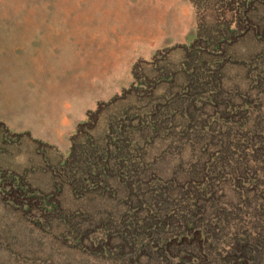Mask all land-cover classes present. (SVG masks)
I'll return each mask as SVG.
<instances>
[{
	"label": "rangeland",
	"instance_id": "rangeland-1",
	"mask_svg": "<svg viewBox=\"0 0 264 264\" xmlns=\"http://www.w3.org/2000/svg\"><path fill=\"white\" fill-rule=\"evenodd\" d=\"M132 2L0 0V264H264V0H190L194 37L164 47ZM31 51L84 116L65 149L13 131L35 123Z\"/></svg>",
	"mask_w": 264,
	"mask_h": 264
},
{
	"label": "crops",
	"instance_id": "crops-1",
	"mask_svg": "<svg viewBox=\"0 0 264 264\" xmlns=\"http://www.w3.org/2000/svg\"><path fill=\"white\" fill-rule=\"evenodd\" d=\"M121 11L129 10L130 17L133 18L130 29L131 33L137 31L144 33L146 39H160L155 46H171L176 43H185L191 40L195 35V12L190 0H133ZM135 3V4H134ZM172 33V34H171ZM137 37V36H136ZM28 42L21 41V49L26 47L30 49ZM2 48V44L0 49ZM34 50V49H33ZM26 56L29 61V68L33 69L32 83L37 85L33 94L21 97V110H33L31 117L35 123L21 122V130L15 132H29L35 138L45 140L50 143H56L60 146L62 143L67 145L66 137L73 133L77 125L83 121L84 116L81 113L72 111L73 106L70 103L59 102L57 97H47V93L52 91L51 71H45L46 79L43 81L41 75V56L36 52H28ZM48 66V65H46ZM43 89L45 94H40L35 89ZM46 89V90H45ZM60 104V105H59ZM72 109V110H71ZM39 121V123H38ZM61 128V130H58ZM63 142H61V137ZM65 139V140H64ZM62 149L66 147L60 146Z\"/></svg>",
	"mask_w": 264,
	"mask_h": 264
},
{
	"label": "trees",
	"instance_id": "trees-1",
	"mask_svg": "<svg viewBox=\"0 0 264 264\" xmlns=\"http://www.w3.org/2000/svg\"><path fill=\"white\" fill-rule=\"evenodd\" d=\"M193 109H195V105H193ZM190 110L191 109H190V106H189L184 111H186L185 112L186 118L191 120V119H194L195 117H194L193 112L190 111ZM196 143H199V142L197 140H195V144ZM120 151L126 157H129V158L131 157L129 150L123 151L120 148ZM109 152L108 151L103 152L102 150L100 151V150H97V149H94V150L92 149L91 151H88V154H85V156H84V155H80L78 153H75V149L73 147L72 153H71L70 157L67 159L66 162L69 165L70 164L73 165V166H77L78 165L76 167V172H80V170H82L83 173L85 171V172L91 174L92 168H94L95 166H97L95 176L101 175V172L104 171L106 174L109 173L107 175V177H114V176H116L115 170H114L115 167L114 166L113 167L112 166L110 167V165L108 164V160H107V163L106 164L100 165V159L103 158L102 156L108 154ZM228 152L229 151H226V150L224 152H221V155L222 156L220 157V159L218 161V164L221 163L220 165H222L224 167L230 166L232 168V170H233V173H235L237 171H240L241 172L242 171V168H243V164L239 163L234 157L230 156V153H228ZM104 153H106V154H104ZM107 159H108V157H107ZM241 166H242V168H241ZM129 167H131V166H129ZM127 168H128V166H124V169L123 170H126ZM117 169H121V167H117ZM80 178H82V177H80ZM80 178L77 179L78 182L81 181ZM93 184H94V186L100 184V187L103 186L102 187V190H106L108 188V186L110 185L108 180H104L103 182H100V183L93 182ZM248 244H249V241L247 240V237H245V238H243V240L241 241V243H239L238 245H239V248H241L243 250L244 248L247 247ZM238 253H240V252H238V250H237V254Z\"/></svg>",
	"mask_w": 264,
	"mask_h": 264
}]
</instances>
